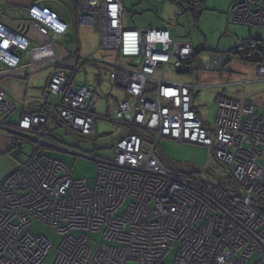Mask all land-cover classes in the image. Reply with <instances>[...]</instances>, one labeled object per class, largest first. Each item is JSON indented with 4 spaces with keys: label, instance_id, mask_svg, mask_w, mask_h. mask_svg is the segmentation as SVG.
<instances>
[{
    "label": "built area",
    "instance_id": "2783aa9c",
    "mask_svg": "<svg viewBox=\"0 0 264 264\" xmlns=\"http://www.w3.org/2000/svg\"><path fill=\"white\" fill-rule=\"evenodd\" d=\"M73 3L72 23L41 1L0 9L19 15L0 20V133L11 138L18 164L0 180V264H45L54 250L52 264H162L176 245L178 264H264V117L245 100L249 82H238L237 98L216 100L213 138L192 108L194 86L167 78L169 70L186 74L194 60L192 47L172 36L174 28H126L121 0ZM202 5L187 0L184 7L197 12ZM182 14L178 9L176 19ZM230 19L264 29V0L234 4ZM83 28L98 35L97 51L116 55L109 77L125 90V99L110 108L109 119L131 129L114 146L111 161L91 158L98 163L93 184L74 179L66 163L48 155L59 150L90 159L57 147L48 131L55 115L82 137L93 136L94 87H78L74 79L86 62L77 58L76 30ZM259 48L246 41L234 54L247 60ZM216 59L222 68L223 59ZM47 67L53 73L43 93L45 110L13 124L16 106L4 79ZM256 71L264 81V62ZM137 131L151 135L153 145ZM164 140L207 148L205 167L217 179L231 180L228 190L166 169L156 156ZM26 146L33 151L23 161ZM32 219L48 226L60 245L35 234Z\"/></svg>",
    "mask_w": 264,
    "mask_h": 264
},
{
    "label": "rangeland",
    "instance_id": "374dc122",
    "mask_svg": "<svg viewBox=\"0 0 264 264\" xmlns=\"http://www.w3.org/2000/svg\"><path fill=\"white\" fill-rule=\"evenodd\" d=\"M229 1L231 2V0H207V4L209 5L207 6V10H211L209 8H211V6H214V14L212 12L206 11L208 13L205 15L203 24L201 28L199 27V29H197V26L194 23V16L191 12H187L186 15L181 17L178 23V18L176 19V21H174L175 19H173L171 23V25L173 24L172 28H174L172 33L175 34V32H177V28L179 25V33L181 38V42L179 41L180 44L187 43L189 45L193 40L196 46V53L200 52V54H198V56L196 57L197 61L193 64V68L197 69V66L200 63L204 64V68H207V66H211L210 61L211 58L214 57V51H204L203 48L205 46V38H207L210 43L214 44V42H218L221 36L217 35L220 31L219 29H223L222 32L225 35L226 29H224V24L221 21V16L219 14L224 12L223 17H225L226 15L227 19L228 17L230 18L229 11L233 5H230L227 11H224ZM138 2L139 4L136 9L139 10L137 11V13H135L136 15L134 16L136 20H133V17L130 14H126L124 19L125 27L128 29L137 30L157 29V27L153 25V21L155 19L165 21L164 16L167 15L165 14V12L168 11V9H165L166 2L162 1L161 3V0H140ZM228 22L231 23V19ZM213 27L214 33H211ZM234 27L244 28L242 26ZM175 29L176 31H174ZM79 32V40L82 51L79 52L78 47L77 58L86 59V62L82 70L76 76H74V79L75 84L78 87H94L97 109L95 116L97 118V122L92 133L93 136L87 138L82 137L79 133L73 132L62 122L56 121L55 115L52 117V121L48 124V131L50 133V137L55 141L57 147H62L79 152L80 154L85 155L90 159L76 157L72 154L64 153L59 150H50L48 151V155L56 160L66 163L71 168L72 176L74 179H87L91 184H93L97 177L98 163L92 159H104L111 161L114 157V146L121 139L128 136L131 132V129H129L128 127L120 126L109 119L108 112L110 108L125 99V90L123 88L114 86V81H112L109 77L110 70L113 69L112 64H114L116 61V55L110 51H97L99 39L98 35L93 30L91 32H88V30L86 29H80ZM120 60L121 65L123 64L124 67H127V60ZM27 62L28 60L25 61V63ZM26 70L28 69H23L21 71V74H25V77L28 75H32L29 70ZM120 70L123 69L121 68ZM51 71V68L47 67L43 71L33 73V75L28 78L31 80L27 81L28 97L26 106H31L32 104L35 105L37 104V102L43 104L41 92L43 90L44 93L47 87H49V83L51 81ZM194 73H197V71H194ZM167 78H171L172 81L177 83L189 84L194 78H197V76L195 75V77L193 78L191 75H177L175 72L169 70L167 72ZM17 79L20 78L18 77ZM257 80L260 81L258 77ZM247 81L249 82L248 85L252 83V81ZM196 104L198 107H201V115L203 119L209 123V131L211 136L214 138V123L217 114V106L216 104H214L213 93L210 91H205L200 97L197 98ZM44 110L45 106H43V109H41V111ZM13 115L14 124H18V121L21 117L20 111L14 113ZM137 132L145 140L147 145H149L150 147L153 145L154 140L151 135L142 131ZM32 151V146H26L21 159L23 161H26L29 157H31ZM10 156L11 159H9L13 161V156L11 155V153ZM156 156L161 161L163 166L168 170L184 172L192 176L194 179L210 182L215 185L218 184V179L216 178V176H214L205 167L210 156L207 148L192 144H182L170 140H164L160 143L159 148L156 151ZM5 157L8 156H2L1 158L4 159ZM7 167L8 166H4L2 169L0 168V173H7ZM225 183L227 184V182ZM32 220V229L35 234L48 237L54 245V248L60 245L61 239L55 235H52V231L48 226L37 219ZM178 249L179 245H176V247H174V249H172L170 253L167 254V256L164 258L162 264H178L176 262ZM55 258L56 251L54 250L50 255V259H48L45 264H52L55 261ZM127 264L138 263L129 262Z\"/></svg>",
    "mask_w": 264,
    "mask_h": 264
},
{
    "label": "crops",
    "instance_id": "0c3cea01",
    "mask_svg": "<svg viewBox=\"0 0 264 264\" xmlns=\"http://www.w3.org/2000/svg\"><path fill=\"white\" fill-rule=\"evenodd\" d=\"M36 1L43 2L46 6L53 9L57 13L61 14V16L64 17L66 20L71 21V23L73 22L74 18L72 13H73V9L76 8V6H74L73 0H0V9L3 8L27 9ZM121 1L124 9V19L126 14H130L133 17V20H136L134 16L136 15L135 13H137V11L139 10L136 9V7L138 6L139 4L138 1L140 0H121ZM162 1L166 2L165 9H168V11L165 12V14H167L166 16H164L165 21L154 18L155 20L153 21V25H155L157 29L173 27V24L171 25V23L173 19H175L174 21H176V12L178 9H182L183 14L182 16L178 17L177 23L179 22L181 17L187 14V12H191L194 16V23L197 26V29H199V27L201 28L204 17L208 13L206 11L212 12L214 14V6H211V8H209L211 10H207V6H209L207 4V0H205L202 10L197 13H194L191 10L188 11V9L184 7L183 3L187 0H161V3ZM241 1L243 0H231V2L229 1L224 11H227L230 5H234ZM219 15L221 16L220 19L224 24V29H226L225 35L222 32L223 29L222 30L219 29L220 31L218 30L219 33L217 35H221V36L218 42H214V44H212L208 41L207 38H205V42H204L205 46L203 48L205 52L214 51V57L211 58L210 61L211 66H207V68H204L205 67L204 64L200 63L197 66L198 67L197 69L193 68V64L197 61L196 57L198 56V54H200V52L196 53L195 43L191 39L192 42L189 45L192 47L194 51L195 54L194 60L190 66L189 71L186 74H183V75H191L193 78L195 77V75L197 76V78H194L192 82H190L188 85L194 86L191 92L193 96L192 108L198 114L199 118L202 120L206 128H209L210 125L208 122H206L203 119L201 115V107H198L196 104L197 98L200 97L205 91L206 92L210 91L213 93L214 104H216V100L219 97L237 98V95L240 92V87L238 86V82L243 79L252 81V83L250 84L252 87L248 85L244 89V96L246 98V101L250 103L252 106H254L255 109L264 116V81L257 80L256 66L253 65L252 63L242 61L238 58L230 57L231 52L235 51L238 45L246 41H256L257 43H259L260 47L264 48V29L248 28L244 26H242L244 28L234 27L236 25L232 24L233 25L232 26L231 23L228 22L230 20L229 17L228 19L226 15L225 17H223L224 12H222ZM18 16L19 15L14 14L13 10L6 13L1 12L0 20L6 18L17 19ZM21 21H22L21 19L11 20L13 24H18ZM83 29L88 30V32L92 31V29L89 28H83ZM79 31L80 29L76 30V38L78 42L79 52H81L82 48L79 40V34H80ZM211 33H214V27L212 28ZM175 34L172 33V36L177 37L181 42L179 25L177 28V32H175ZM218 57H221L224 61L223 62L224 67L222 68L221 67L219 68V66L217 65L216 58ZM51 70H52L51 72L53 73V69ZM194 71H197V73H194ZM52 73H50V76L52 75ZM32 75H28L23 79L7 78L3 82V87L8 94L9 100L13 102L16 106L15 113L20 111L21 117L26 114L40 112L44 106L43 90L41 92L42 94L41 98L43 104L37 102V104L35 105L32 104L33 106L32 105L26 106V101L28 97L27 81L31 80L28 78ZM13 116L11 117L10 120L14 124ZM10 153H11V138L6 133H0V168L2 169L4 166H8L7 173L4 174L0 173V180L6 178L8 175H10L18 168V164L13 159H12L13 161L10 160L11 159ZM2 156H8V157L2 159L1 158Z\"/></svg>",
    "mask_w": 264,
    "mask_h": 264
},
{
    "label": "trees",
    "instance_id": "16d2710c",
    "mask_svg": "<svg viewBox=\"0 0 264 264\" xmlns=\"http://www.w3.org/2000/svg\"><path fill=\"white\" fill-rule=\"evenodd\" d=\"M202 1V4H204V2H205V0H201ZM186 3V1L183 3V4H185ZM202 8H203V5H202ZM202 8H201V10H202ZM201 10H199V11H197V12H200ZM197 12H194V13H197ZM233 54V57H235V58H238V59H240V60H242V61H246V62H248V63H252L253 65H258V64H260V63H262V62H264V48H262V47H260L259 48V53L258 54H252L251 55V58H248L247 60H245L243 57H241V56H236L235 54H234V51L233 52H231V55ZM263 116V115H262ZM264 117V116H263ZM228 181V182H227ZM226 182H227V184L225 183V181H222V180H219L218 179V184H217V186H219V187H221V188H223L224 190H228V188L227 187H230L229 185L231 184V180H227Z\"/></svg>",
    "mask_w": 264,
    "mask_h": 264
},
{
    "label": "bare ground",
    "instance_id": "6f19581e",
    "mask_svg": "<svg viewBox=\"0 0 264 264\" xmlns=\"http://www.w3.org/2000/svg\"><path fill=\"white\" fill-rule=\"evenodd\" d=\"M181 75H183V74H181ZM193 145V144H192ZM198 146V145H197ZM205 148V147H204Z\"/></svg>",
    "mask_w": 264,
    "mask_h": 264
},
{
    "label": "clouds",
    "instance_id": "9594fccd",
    "mask_svg": "<svg viewBox=\"0 0 264 264\" xmlns=\"http://www.w3.org/2000/svg\"><path fill=\"white\" fill-rule=\"evenodd\" d=\"M195 55V54H194Z\"/></svg>",
    "mask_w": 264,
    "mask_h": 264
}]
</instances>
